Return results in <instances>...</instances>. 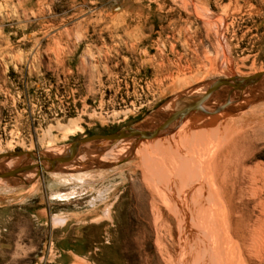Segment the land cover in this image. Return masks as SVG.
<instances>
[{
  "label": "rangeland",
  "instance_id": "obj_1",
  "mask_svg": "<svg viewBox=\"0 0 264 264\" xmlns=\"http://www.w3.org/2000/svg\"><path fill=\"white\" fill-rule=\"evenodd\" d=\"M263 68L264 0H0V151H63ZM131 140L3 179L0 264H264V82Z\"/></svg>",
  "mask_w": 264,
  "mask_h": 264
},
{
  "label": "water",
  "instance_id": "obj_2",
  "mask_svg": "<svg viewBox=\"0 0 264 264\" xmlns=\"http://www.w3.org/2000/svg\"><path fill=\"white\" fill-rule=\"evenodd\" d=\"M264 82V68L249 74L219 76L210 80L204 93L191 103L177 109L169 110L163 115L149 112L144 117L133 121L118 130L106 133H92L78 138L71 146L61 152L44 149H9L0 151V177L21 178L34 169L37 174L56 171L75 162L82 152L89 147L113 145L118 141L150 138L177 129L190 120L194 113L207 104H218L225 94L236 90L238 93L247 91ZM218 94V96H217ZM159 116L158 122H150L151 117ZM18 157L22 160L11 167H4L2 162L7 158Z\"/></svg>",
  "mask_w": 264,
  "mask_h": 264
},
{
  "label": "bare ground",
  "instance_id": "obj_3",
  "mask_svg": "<svg viewBox=\"0 0 264 264\" xmlns=\"http://www.w3.org/2000/svg\"><path fill=\"white\" fill-rule=\"evenodd\" d=\"M233 91V90H232ZM226 95V94H225ZM241 97V96H240ZM206 107H212V106H206ZM149 121L150 122H158V120H155V118H150L149 119ZM193 124V123H192ZM192 124H190V125H192ZM183 125V124H182ZM189 125V124H188ZM187 124H186V126H188ZM189 125V126H190ZM181 126V125H180ZM179 126V127H180ZM176 130V129H175ZM154 137H156V136H154ZM158 137H159V135H158ZM175 137V136H174ZM173 137V138H174ZM169 138V137H168ZM202 138V137H201ZM152 139V138H151ZM175 139V138H174ZM169 140V139H168ZM166 142V141H165ZM132 144H133V142H132V140L131 139H127V140H122V141H118V142H116L115 144H113V145H111L110 147H108L104 152H103V154H105V155H107V154H110V155H117L118 153H119V151H120V153H121V149L122 148H125V147H128L129 149H131V147H132ZM154 144V143H153ZM185 144V143H184ZM204 145V144H203ZM183 148V147H182ZM126 149V148H125ZM124 149V150H125ZM123 150V149H122ZM94 151H95V148H93L92 146L91 147H89V148H87L86 150H84L83 152H82V154L80 155V157H85V158H92V155H93V153H94ZM58 152H61V151H58ZM101 152V153H102ZM176 152V151H175ZM119 153V154H120ZM125 153V152H124ZM127 153V152H126ZM148 153V152H147ZM99 154V153H98ZM108 157V156H107ZM113 157H115V156H113ZM111 158V157H110ZM97 160H99V159H97ZM21 160L18 158V157H13V158H7V159H5L3 162H2V165L4 166V167H11V166H14V165H16V164H18L19 162H20ZM199 161H201V160H199ZM212 162V161H211ZM195 164V163H194ZM71 165V164H70ZM203 165V164H202ZM209 165V164H208ZM69 166V165H68ZM81 166V165H80ZM171 166H173V165H171ZM67 167V166H66ZM75 168V167H74ZM49 172H51V173H57V174H59V175H65V171L64 170H56V171H49ZM76 172V171H75ZM194 172V171H193ZM213 172V171H212ZM29 173H31V174H36V171L34 170V169H32V170H30L29 171ZM71 173V172H70ZM69 174V173H68ZM73 175H75V173L74 174H72V175H69L70 177H74ZM208 175V174H207ZM208 177V176H207ZM3 179H5V177H0V182L3 180ZM210 183V182H209ZM220 187V186H219ZM210 188V187H209ZM210 190V189H209ZM218 190V189H217ZM216 190V191H217ZM222 190V189H221ZM208 191V190H207ZM212 191L210 190V193H211ZM60 193V192H59ZM206 193V192H205ZM208 193V192H207ZM61 194H63V192H61ZM212 194V193H211ZM215 195V194H214ZM214 195H212L213 197H214ZM217 195V194H216ZM220 195V194H219ZM206 196H207V194H206ZM59 197V196H58ZM60 197H62V196H60ZM214 198H216V196L214 197ZM219 198V197H218ZM223 198V197H222ZM64 199V198H63ZM203 199V198H202ZM205 200V199H204ZM221 200V199H220ZM220 200H218V201H220ZM210 201V200H209ZM204 202V201H203ZM211 202H212V200H211ZM210 202V203H211ZM223 203V202H222ZM191 205V204H190ZM207 205V204H206ZM205 204H204V207L206 206ZM213 206V205H212ZM216 206V205H215ZM217 207V206H216ZM215 207V208H216ZM192 209H193V207H191ZM202 208H203V205H202ZM208 208V207H207ZM209 209V211L208 212H210V210H211V207H209L208 208ZM204 210V209H203ZM195 211V210H194ZM213 211V210H212ZM186 212V211H185ZM188 213V212H187ZM202 213L204 214V212L202 211ZM202 213L200 214L201 216H199V217H202ZM206 213V212H205ZM211 213V212H210ZM209 213V214H210ZM216 212H214V214H215ZM213 214V215H214ZM210 215H212V213L210 214ZM210 215H208V217H210ZM212 215V216H213ZM206 216H207V213H206ZM215 216V215H214ZM204 217V216H203ZM213 218V217H212ZM58 219V218H57ZM205 219V218H204ZM209 219V218H208ZM207 220V219H206ZM211 220V219H210ZM217 221V220H216ZM215 221V222H216ZM223 225V224H222ZM215 230V229H214ZM224 240V239H223ZM213 242V241H212Z\"/></svg>",
  "mask_w": 264,
  "mask_h": 264
}]
</instances>
